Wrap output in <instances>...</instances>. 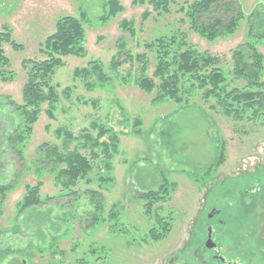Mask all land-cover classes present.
Returning a JSON list of instances; mask_svg holds the SVG:
<instances>
[{
	"label": "rangeland",
	"instance_id": "374dc122",
	"mask_svg": "<svg viewBox=\"0 0 264 264\" xmlns=\"http://www.w3.org/2000/svg\"><path fill=\"white\" fill-rule=\"evenodd\" d=\"M119 1L125 6L124 12L103 24L99 18L106 13L105 0H0V31L3 26L9 27L21 44L17 49L4 45L17 77L10 82L0 79V97L10 96L18 104L23 103L26 81L22 61L43 59L40 44L54 31L57 19L65 15L81 18V13H86V56L63 57L64 65L52 78L60 95L54 117L47 114L48 104H44L32 134L19 143L13 137L24 128L22 116L9 100L3 98L0 103V257L14 250L32 264H203L193 252L206 240L208 225H214L213 234L219 242L223 231L229 230L220 222L227 212L211 218L215 208L222 210L231 202H226L223 194L226 178H232L231 184L240 180L248 185L254 177L264 182V125L236 124L203 102L199 103L209 115L172 100L154 101L153 95L132 82L123 84L114 75L111 60L120 37H126L130 48L139 52L143 50L139 47L141 40L166 34L168 29H188L181 22L184 15L178 11L180 5L173 4L170 14L158 16L154 12L142 21L144 11L152 9L148 4ZM239 1L246 16L254 9H264V0ZM123 19L135 21V37L120 28ZM247 27L244 22L236 35L215 42L192 32L190 39L230 62L231 50L245 39ZM260 48L264 53V40ZM92 60L101 61L109 79L90 87L74 72L77 67H90ZM119 73L137 76L139 64L124 63ZM93 122L118 135V149L110 151L109 158L101 147L96 148L98 157L93 160L92 171L77 186L63 189L57 180V168L40 165L39 159L45 154L38 148L43 144L61 146L64 137L57 135L58 129L77 137L86 131L97 136L98 130L91 128ZM218 137L225 141L226 160L212 168ZM101 140L111 142L109 135ZM75 145L78 141L70 148ZM86 151L90 152L82 150ZM109 162L111 170L106 168ZM243 171L251 174L245 181L239 176ZM38 183L42 204L22 211L20 201L26 186ZM163 184L169 193L162 196L167 198L153 203V212L148 214L147 202L140 195L156 191ZM262 208L259 204L263 213ZM157 214L170 216L172 229L165 238L154 240L148 232ZM231 215L230 233L236 237V220L245 214ZM251 223L260 227V233L256 232L259 237L264 234V214L259 220L251 219ZM246 229L247 242L255 229ZM224 246L225 254L232 251L229 242ZM239 249L234 246L228 256L237 259ZM202 254L210 264H221L209 253Z\"/></svg>",
	"mask_w": 264,
	"mask_h": 264
},
{
	"label": "trees",
	"instance_id": "16d2710c",
	"mask_svg": "<svg viewBox=\"0 0 264 264\" xmlns=\"http://www.w3.org/2000/svg\"><path fill=\"white\" fill-rule=\"evenodd\" d=\"M139 3L148 4L152 8L144 11L142 21L151 18L154 12L158 16L170 14L173 4L180 5L178 11L184 15L181 22L186 23L188 29H168L166 34L141 40L139 47L143 50L139 52L130 48L126 37H120L116 42L117 53L111 60V69L123 84L132 82L145 93L153 95L154 101L172 100L183 107H198L209 115L199 103L203 102L236 124L250 122L264 125V53L260 48V43L264 40V9H254L246 16L239 0H139ZM105 8L106 13L99 18L103 24L125 10L119 0H105ZM85 16L86 13L82 12L81 18L65 15L57 19L54 31L40 44L39 51L44 56L43 59L29 58L22 61L26 71L22 104H18L10 96H3L22 116L24 128L13 137L19 143H23L32 134L44 104H48L45 109L47 114L54 117L60 95L52 78L56 69L64 65L63 57L86 56L83 46L86 34L83 23ZM244 22L248 24L245 39L231 50L230 62L201 49L190 39V32L209 42L226 39L236 35ZM119 24L126 34L132 37L138 34L134 20L123 19ZM5 44H10L15 49L21 46L7 26H3L0 31V79L10 82L17 75L6 54ZM90 63V67H77L75 76L86 80L90 87L97 81L105 82L109 79L101 61L92 60ZM124 63H138L139 74L121 76L119 68ZM152 67L154 70L150 73ZM3 98L0 97V103ZM91 128L98 130L97 136L86 131L77 137L71 131L58 129L57 135L64 137L61 146L43 144L38 148L41 154H45L39 159L40 165L52 164V168H57V180L63 189L70 190L77 186L79 180L92 171L93 160L98 157L96 148L101 147L109 158L112 157L110 151L115 153L118 149L119 138L116 133L98 122H93ZM106 135H109L110 143L101 140ZM217 140L218 152L212 168L220 166L226 160L225 141L221 137ZM75 141L79 145L71 149L70 145ZM106 168L111 170L110 162ZM40 191V183L26 186V194L20 201L22 211L42 204ZM166 193L169 191L163 184L156 191L148 190L140 195L147 202L148 214L153 212V203L167 198V195L162 196ZM171 229L170 216L157 214L148 236L159 240L165 238Z\"/></svg>",
	"mask_w": 264,
	"mask_h": 264
},
{
	"label": "flooded vegetation",
	"instance_id": "af4514ba",
	"mask_svg": "<svg viewBox=\"0 0 264 264\" xmlns=\"http://www.w3.org/2000/svg\"><path fill=\"white\" fill-rule=\"evenodd\" d=\"M239 176H242V180L245 181L246 178L251 177V174L248 171H243ZM231 180V177L226 178V180L224 181L223 191L224 198L227 200L226 202H228L229 200L231 202L223 205L222 210L215 208L213 210L214 214L213 212L211 213V218H213L219 215L221 212H227L228 215L225 216V214H223L220 222L221 225L224 226V228H229V230L227 229L223 231L224 233H222V238L219 242L213 234L214 225L209 224L207 227L206 240L203 242V244H199V248L197 247L193 254L195 257H198L203 264H210V260L208 258L204 259V255L202 254L203 252L207 254L209 253L212 258L220 261L221 264H264V234L262 233L259 237L256 232L260 233V227L254 223H251V219L257 218L259 220L261 215L264 214V182L260 181L262 179H258L256 177L251 179L248 185H244L240 180L231 184ZM259 204H262L263 213L259 209ZM232 212H236V217L241 214H245L243 217H241V219L239 218L236 220L238 229L236 237L235 233H230L231 231L229 223L230 221H232L230 220V218H232ZM210 228L212 232V239L215 244L211 248L207 246ZM246 228H253V230L255 229L252 233V236H250V240L247 242L246 237L248 239L249 234L245 233V231H247ZM226 242H229V246L230 244L232 245V251L234 246L238 249L241 245L243 246L242 249H239V253L236 254L238 256L237 259H232L228 256L230 253H232V251L228 254H225L227 252H224L223 247H225L224 245L226 244ZM4 255L5 256L0 257V260H2V264H32L29 263L26 257L22 258L18 256L17 252L14 250L5 252ZM256 258H259V260H257Z\"/></svg>",
	"mask_w": 264,
	"mask_h": 264
},
{
	"label": "water",
	"instance_id": "95a60500",
	"mask_svg": "<svg viewBox=\"0 0 264 264\" xmlns=\"http://www.w3.org/2000/svg\"><path fill=\"white\" fill-rule=\"evenodd\" d=\"M213 214H214V212H213ZM215 244H214V241H213V239H212V232H211V228H210V230H209V238H208V241H207V246L209 247V248H211V247H213Z\"/></svg>",
	"mask_w": 264,
	"mask_h": 264
}]
</instances>
